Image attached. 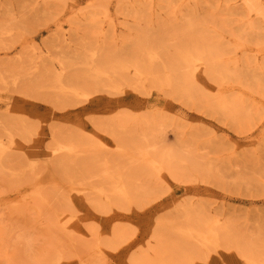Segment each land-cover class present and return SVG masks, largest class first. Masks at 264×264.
I'll list each match as a JSON object with an SVG mask.
<instances>
[{
	"label": "rangeland",
	"instance_id": "obj_1",
	"mask_svg": "<svg viewBox=\"0 0 264 264\" xmlns=\"http://www.w3.org/2000/svg\"><path fill=\"white\" fill-rule=\"evenodd\" d=\"M245 1L0 0V97L19 107L31 94L33 136L45 152L64 121L51 108L52 76L71 65L65 89L103 142L89 141L73 160L105 189L87 196L79 230L64 231L58 217L68 207L48 186L30 189L24 156L10 147V135L23 137L20 113L2 111L0 264H51L55 253L120 264L151 222L215 223L264 252V16ZM132 226L140 231L130 236ZM165 238L179 241L171 231ZM115 239L110 254L93 253Z\"/></svg>",
	"mask_w": 264,
	"mask_h": 264
},
{
	"label": "bare ground",
	"instance_id": "obj_2",
	"mask_svg": "<svg viewBox=\"0 0 264 264\" xmlns=\"http://www.w3.org/2000/svg\"><path fill=\"white\" fill-rule=\"evenodd\" d=\"M248 8L258 10L264 16V0H246ZM188 61V57L184 56ZM21 64L10 67L17 68ZM71 65L64 64L59 67L60 72H54L51 87L54 89V98L51 108H55L58 114L55 117L63 118V122L56 123L60 129L55 133V144L44 152L33 133L37 130L33 122L37 121V108L34 99L29 92L23 93L22 106L2 95L0 97V113L17 112L23 119V137L16 139L10 135V147L24 156L23 169L31 176L30 189L39 194L48 186L53 190L52 197L58 204L68 207L59 213L58 222L64 231L72 233L78 231L86 217L81 216L80 210L87 205V196L93 192L103 194L104 183H91L88 178V170L85 163L80 164L83 170L78 171L73 157L92 141L94 147L103 146L98 132H92L90 125L83 115L85 107L77 108L73 104L71 95L65 89V84L71 82L72 74L68 71ZM64 71H67L65 74ZM40 75V78H44ZM76 96L84 95L81 91H75ZM17 104V103H16ZM52 110V109H51ZM73 128V130H71ZM41 129V127H40ZM39 131V130H38ZM91 139V140H90ZM6 148L0 144V160ZM136 151L141 160L146 164L153 162L147 150L138 146ZM76 167V168H75ZM111 190L120 196L127 197L126 189L121 179L110 177L108 182ZM131 205V204H129ZM77 208L79 211L73 210ZM104 220H97L99 229L105 232L108 228L103 226ZM153 231L146 233L142 230L139 235L144 238L139 242L132 255L127 259H119L120 264H264V252L246 247L239 241L228 235V230L215 223H199L196 227L169 226L163 222H151ZM140 231L139 226H132L130 236ZM168 231L173 232L179 238L178 242L166 241ZM123 229H116L115 236L125 233ZM226 233V235H224ZM119 245L117 239L111 240L107 247L94 250L98 256L105 257L111 250ZM91 254L80 255L68 262L65 258L55 253L51 255V264H88Z\"/></svg>",
	"mask_w": 264,
	"mask_h": 264
}]
</instances>
